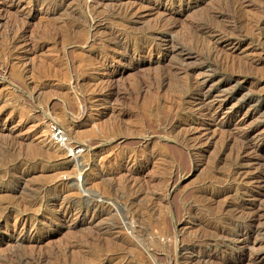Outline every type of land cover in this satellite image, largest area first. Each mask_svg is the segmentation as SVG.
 Instances as JSON below:
<instances>
[{"label": "rangeland", "instance_id": "rangeland-1", "mask_svg": "<svg viewBox=\"0 0 264 264\" xmlns=\"http://www.w3.org/2000/svg\"><path fill=\"white\" fill-rule=\"evenodd\" d=\"M0 264H264V0H0Z\"/></svg>", "mask_w": 264, "mask_h": 264}, {"label": "bare ground", "instance_id": "bare-ground-1", "mask_svg": "<svg viewBox=\"0 0 264 264\" xmlns=\"http://www.w3.org/2000/svg\"><path fill=\"white\" fill-rule=\"evenodd\" d=\"M131 10H133V9H131ZM131 10H128V13L130 12L131 13ZM127 11V10H126ZM125 11V12H126ZM135 13H136V11H134ZM127 13V14H128ZM144 49V48H143ZM147 49V48H146ZM145 49V50H146ZM148 50V49H147ZM111 94V93H110ZM209 112V111H208ZM194 131V130H193ZM196 131V130H195ZM5 136V135H4ZM196 136V135H195ZM8 137H9V135H8ZM188 137V136H187ZM25 139V138H24ZM144 139V138H143ZM197 139H198V136H197ZM21 141V140H20ZM6 142V141H5ZM145 142V141H144ZM21 143V142H20ZM191 143V142H190ZM95 144V143H94ZM5 145V144H4ZM9 145H10V143H9ZM8 145V146H9ZM22 145V144H21ZM191 145H192V143H191ZM94 147V146H93ZM97 147V146H96ZM95 147V148H96ZM32 148V147H31ZM99 148V147H98ZM31 151V150H30ZM88 154V153H87ZM99 155V154H98ZM67 157H72L71 155H69V156H67ZM75 157V156H74ZM34 165V164H33ZM88 164H84V165H80L81 167H82V174L84 175V173L86 172V171H84L85 169H83L84 167H86ZM79 166V167H80ZM29 167V166H28ZM33 167V166H32ZM80 167V168H81ZM9 169V168H8ZM21 169V168H20ZM32 169V168H31ZM33 170H35V169H33ZM77 170V169H76ZM24 171H26V170H24ZM28 171V170H27ZM26 171V172H27ZM8 173V172H7ZM79 173H81V172H79ZM61 174V173H60ZM9 175V174H8ZM13 175V174H12ZM22 176V175H21ZM26 176H27V174H26ZM84 176H86V175H84ZM80 180L81 181H79V183L81 184L80 186H79V188L81 189V187L83 186L84 188H86L85 186L87 185V183H88V176H86V177H84V178H82L81 176H80ZM88 178V179H87ZM92 178V177H91ZM90 178V179H91ZM99 178V177H98ZM101 179V178H100ZM99 179V180H100ZM89 182H91L90 180H89ZM55 186H54V188L58 191V193H60V194H65V193H67L68 195H69V193L68 192H70L71 190V188H74V186L76 187V185L74 184L73 185V180H70V181H68V182H63V181H61L60 179L59 180H57L55 183ZM91 184H93L92 182H91ZM95 184H97V183H95ZM89 185V184H88ZM95 186V185H94ZM53 187V186H52ZM52 187H51V189H52ZM70 190V191H69ZM82 190H83V188H82ZM86 190H88V189H86ZM78 191V190H77ZM84 191H85V189H84ZM92 191V190H91ZM101 190H99V192H100ZM76 192V191H75ZM51 193H52V191H51ZM74 193V192H73ZM76 193H79V192H76ZM83 193V192H82ZM93 193H95V192H93ZM53 194H55V193H53ZM90 194V193H89ZM66 195V194H65ZM77 195V194H76ZM76 195H74V196H76ZM70 196H72V195H70ZM108 196V195H107ZM79 197V196H78ZM103 197V196H102ZM73 198V197H72ZM106 198V197H105ZM59 199V198H58ZM63 199H65V198H63ZM67 199V198H66ZM56 200V199H55ZM62 200V199H61ZM35 201V200H34ZM71 201H73V200H71ZM103 201H105V199L103 200ZM66 202V201H65ZM78 202V201H77ZM80 202V201H79ZM39 203V202H38ZM32 204V203H31ZM36 204V203H35ZM61 204V203H60ZM62 204H64V203H62ZM71 204V203H70ZM69 204V205H70ZM73 204H74V201H73ZM90 204V203H89ZM93 204V203H92ZM98 204V203H97ZM99 204H101V202L99 203ZM59 205V204H58ZM65 205H67V204H65ZM64 205V206H65ZM75 205V204H74ZM94 205H95V203H94ZM105 205H106V203H105ZM105 205H103V207L105 206ZM89 206V205H88ZM95 206H97V205H95ZM109 206V205H108ZM107 206V207H108ZM99 207V206H98ZM59 208H60V206H59ZM65 208V207H64ZM70 208V207H69ZM90 208H92V207H90ZM95 208V207H94ZM101 209H102V207H100ZM109 208V207H108ZM65 209H67V208H65ZM72 209V208H71ZM53 210V209H52ZM55 210V209H54ZM62 210V209H61ZM106 210V209H105ZM56 211H58L57 210V208H56ZM66 211V210H65ZM87 211H88V209H87ZM86 211V212H87ZM107 211V210H106ZM109 211V210H108ZM107 211V212H108ZM111 211V210H110ZM54 212V211H53ZM77 212V211H76ZM82 213L83 212H79V214H81L82 215ZM63 214V213H62ZM67 214H69V213H67ZM55 215V214H54ZM64 215V214H63ZM70 215V214H69ZM55 217H57L56 215H55ZM65 217H67V215L65 216ZM66 219H68V218H66ZM33 222V221H32ZM24 223V222H23ZM26 225V224H25ZM22 227H23V225H22ZM32 228V227H31ZM30 230V229H29ZM33 230V229H32ZM260 230V229H259ZM15 231H18V230H15ZM20 231V230H19ZM31 231V230H30ZM29 242V241H28ZM33 245V244H32Z\"/></svg>", "mask_w": 264, "mask_h": 264}, {"label": "built area", "instance_id": "built-area-1", "mask_svg": "<svg viewBox=\"0 0 264 264\" xmlns=\"http://www.w3.org/2000/svg\"><path fill=\"white\" fill-rule=\"evenodd\" d=\"M49 139L52 144L64 148L72 157L77 156L82 151V148L71 142L64 129L58 124H49Z\"/></svg>", "mask_w": 264, "mask_h": 264}]
</instances>
